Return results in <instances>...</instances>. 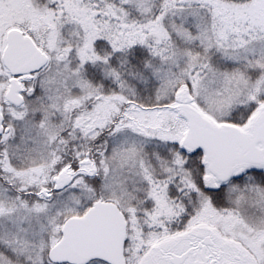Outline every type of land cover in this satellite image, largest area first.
Listing matches in <instances>:
<instances>
[{"label": "snow or ice", "instance_id": "1", "mask_svg": "<svg viewBox=\"0 0 264 264\" xmlns=\"http://www.w3.org/2000/svg\"><path fill=\"white\" fill-rule=\"evenodd\" d=\"M0 264H264V0H0Z\"/></svg>", "mask_w": 264, "mask_h": 264}]
</instances>
